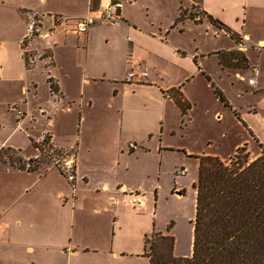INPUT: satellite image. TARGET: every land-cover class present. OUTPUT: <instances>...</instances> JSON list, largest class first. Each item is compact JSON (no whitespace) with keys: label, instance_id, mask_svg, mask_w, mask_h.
I'll use <instances>...</instances> for the list:
<instances>
[{"label":"crops","instance_id":"crops-1","mask_svg":"<svg viewBox=\"0 0 264 264\" xmlns=\"http://www.w3.org/2000/svg\"><path fill=\"white\" fill-rule=\"evenodd\" d=\"M110 3L119 24L76 32ZM210 92L257 158L264 0H0V149L55 158L22 169L1 156L0 264H150L148 240L176 224L172 202L197 195L198 156H220L181 140L211 113ZM58 157L74 161L73 180Z\"/></svg>","mask_w":264,"mask_h":264},{"label":"trees","instance_id":"trees-1","mask_svg":"<svg viewBox=\"0 0 264 264\" xmlns=\"http://www.w3.org/2000/svg\"><path fill=\"white\" fill-rule=\"evenodd\" d=\"M244 148L230 162L198 156L192 255L176 256L175 237L157 233L148 240L150 264H264V149L250 160ZM7 153L22 169L44 161H25L11 148Z\"/></svg>","mask_w":264,"mask_h":264},{"label":"rangeland","instance_id":"rangeland-1","mask_svg":"<svg viewBox=\"0 0 264 264\" xmlns=\"http://www.w3.org/2000/svg\"><path fill=\"white\" fill-rule=\"evenodd\" d=\"M213 96L212 92L210 97L206 98V103L211 107V113L201 115V111H197L201 120L190 128L189 136L186 135L181 138L182 143L197 150H216L221 157L228 158L225 159L227 162H230L231 156L233 157L238 147H245L240 149L242 150L241 153H248L251 160L254 156L252 154L258 152L259 144L251 138L250 132L247 130L242 118L233 114L230 109H225L222 104H217ZM215 105L219 106L224 118H219L218 114H215L218 109V106L216 107ZM202 129L203 134L201 133ZM28 141L30 142L29 138ZM5 152L7 153L6 148L0 149V158ZM11 154L13 153H9L8 156ZM14 156L16 157L15 154ZM44 160L55 161V158L48 156ZM56 160H62V157H58ZM171 205L168 209V216L171 222L176 224L173 225L174 228L170 235L176 234L178 240L175 255L178 257H190L193 251V221L196 208V193L194 189L186 193L180 201H173Z\"/></svg>","mask_w":264,"mask_h":264},{"label":"built area","instance_id":"built-area-1","mask_svg":"<svg viewBox=\"0 0 264 264\" xmlns=\"http://www.w3.org/2000/svg\"><path fill=\"white\" fill-rule=\"evenodd\" d=\"M121 4L119 3H110L104 10L97 12L96 14H90L87 16L79 17L75 21V30L79 34H85L88 32L91 25L95 24L96 22H104L109 24L117 25L121 21V17L119 14V9ZM34 26L29 28V33L27 39H32L34 33ZM257 75V71L255 72ZM147 73L145 72H136L131 71L128 74L129 80H135V78L146 77ZM251 84L254 83V78L249 81ZM12 110L17 112L18 118H23L24 114L21 112L16 105L12 107ZM132 148H137V145L131 144ZM58 165H61L64 168V172L70 179H74V161L72 158H68L63 162L60 163L57 160ZM180 173H185V170H180ZM132 201L134 204H142V198L140 197V193H132Z\"/></svg>","mask_w":264,"mask_h":264}]
</instances>
